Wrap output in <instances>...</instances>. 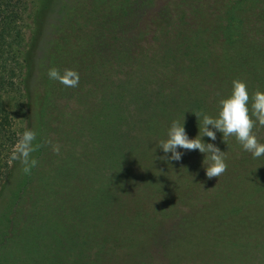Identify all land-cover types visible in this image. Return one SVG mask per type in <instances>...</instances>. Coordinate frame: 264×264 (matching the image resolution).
<instances>
[{
    "label": "rangeland",
    "instance_id": "374dc122",
    "mask_svg": "<svg viewBox=\"0 0 264 264\" xmlns=\"http://www.w3.org/2000/svg\"><path fill=\"white\" fill-rule=\"evenodd\" d=\"M26 2L22 68L6 104L19 132L34 130L33 144L43 146L31 154L38 161L31 174L15 161V180L0 199V264H79L94 234L103 240L97 264H192L202 249H190V240L201 248L200 235L212 232L243 238L228 246L240 260L230 251L226 263L250 264L241 260L252 257L246 239L264 240V156L253 162L229 137L232 148L218 146L227 171L209 179L205 156L178 148L175 167L157 145L173 120L196 138L194 113L209 114L210 96L227 97L234 79L250 94L264 91V0ZM52 67L76 70L79 86L49 79ZM254 131L264 143V127ZM46 139L59 143V155ZM176 179L194 192L172 194ZM157 182L164 192L147 193ZM111 206L123 233L109 243L103 215ZM257 253L264 257L263 248Z\"/></svg>",
    "mask_w": 264,
    "mask_h": 264
},
{
    "label": "trees",
    "instance_id": "16d2710c",
    "mask_svg": "<svg viewBox=\"0 0 264 264\" xmlns=\"http://www.w3.org/2000/svg\"><path fill=\"white\" fill-rule=\"evenodd\" d=\"M28 13V5L26 0H0V199L3 197V195L8 191L10 185L15 180V168L17 166V163L15 164V161L10 160L11 152L13 147L15 146L17 140H18V134L20 133L17 127L15 126V123L13 121L12 115L7 107L6 104V95L9 91L13 90L15 87V80L17 73L20 72L22 68L21 64V57H20V51L24 39V33H23V24H24V18L27 16ZM163 16V15H162ZM179 61H183L182 58H180ZM185 62V61H184ZM207 62L209 63L208 59H206L205 63L207 65ZM224 65V64H221ZM203 96L206 97L205 93L202 91ZM210 97H213V103L211 111L208 115H211L213 117H216L219 111L218 107V101L221 96L218 94H212ZM203 100V99H201ZM205 101V100H203ZM210 143L215 144L217 147H227L232 148V145L228 142L224 141V139L216 138L215 141H212ZM233 145H237L233 144ZM232 152L233 149H230ZM196 153V154H193ZM198 155V156H197ZM185 157H200L204 158L205 154H201L199 150H193V151H187L184 155ZM249 160H251L252 157L250 155L247 156ZM205 159V158H204ZM259 162L256 158H253V162ZM182 167L181 163H178L175 161L173 166ZM137 175V174H136ZM129 179H132V176L129 174ZM178 180H172L173 186H174V192L172 194L177 193L180 190L184 191L183 193H192L193 190H186L181 189V185L176 183ZM144 185L140 187L133 186L134 193L141 188ZM152 187V188H151ZM150 185L145 187L146 192L148 193L150 189H153V193L159 194L163 193L165 187L161 182H157L156 185ZM126 189L125 187H122V190ZM144 189V188H143ZM118 192H115L120 197V189H117ZM229 192V191H228ZM227 193V192H226ZM231 193V191L229 192ZM232 197L229 196L228 199H231ZM124 203V207L127 208L129 205L125 199H122ZM131 204V203H130ZM257 205V202L255 203ZM107 212L103 215V218H106L107 221L111 223L110 230L107 231L108 234L105 235V241L110 243V241L114 240L117 241L118 238H116L118 235L123 233L120 231L121 229H116L114 226V222L117 221V215L116 210L111 207H107ZM113 208V209H112ZM124 208V209H126ZM123 209V208H122ZM256 208H253L255 211ZM184 213V212H182ZM107 216V217H106ZM185 219V216L182 217ZM86 219V218H84ZM183 219V220H184ZM87 220V219H86ZM139 220H142L141 217H139ZM253 218L249 217L245 223H251ZM96 223V220H91ZM147 222V221H146ZM218 221V223H220ZM92 226H95L93 223H91ZM211 225V224H207ZM117 226V225H116ZM96 227V226H95ZM195 229L198 226H193ZM194 228H190L191 231L194 230ZM116 229V230H115ZM121 233H120V232ZM213 231V230H212ZM219 235L212 233H207L206 235H200V239H202V245H199L201 248H191L192 247V241L190 240L189 248L190 249H202L201 253H198L199 255H194L193 258L195 262L191 259L190 262L192 264H227L226 260H228L227 253L232 251L233 252V259L231 261L238 262L240 259L238 257V253L235 252V250L230 249L228 246L233 245V242L237 245L241 243V239L233 240V236L228 237L224 234ZM103 235V236H104ZM193 235H190V238H192ZM248 236L244 237L247 238ZM254 237V236H253ZM102 237H100L97 234H94L92 238H90L86 244V246L90 249L87 250L85 253L82 250V253L79 257V264H97L95 260L96 254L99 251L100 245L99 243L103 240H101ZM114 238V239H113ZM113 242V241H112ZM246 242H248L251 246L250 254L252 255L251 258L245 257L244 253H242L243 262L248 263L249 260L251 261L250 264H264V257H261L257 250L259 248L264 249V240L260 241L259 239H252V237H248L246 239ZM257 244H261L262 246H257ZM198 247V245H196ZM93 252H91V249H93ZM187 248V247H186ZM227 248V249H226ZM253 248V249H252ZM108 256H111L110 253L112 252L109 247H106ZM187 253V251H186ZM188 254V253H187ZM222 255V257L219 259V261H215L214 258ZM89 261V262H87Z\"/></svg>",
    "mask_w": 264,
    "mask_h": 264
},
{
    "label": "clouds",
    "instance_id": "9594fccd",
    "mask_svg": "<svg viewBox=\"0 0 264 264\" xmlns=\"http://www.w3.org/2000/svg\"><path fill=\"white\" fill-rule=\"evenodd\" d=\"M47 75L49 79L58 81L65 87L79 86L80 76L76 70L66 68L61 73L59 69L52 67L48 69ZM218 107L216 117L203 112L194 113L200 121L199 134L194 139L189 138L184 127V120L183 123L173 120L168 128L167 138L160 140L157 145L165 153V156L160 159L181 160L182 153L177 150L178 148L187 151L199 150L200 153L205 154L203 163L206 166V176L209 179L218 178L228 168L226 152H222L213 143L203 141L205 136L215 141L217 131L223 134L226 143L229 137H235L243 150L251 153L253 158L264 156V143L259 141L254 131L257 124L264 127V91L256 90L250 94L246 81L239 78L234 79L231 93L219 99ZM35 140L36 132L25 128L22 133L18 134V140L11 152L10 160L19 161L24 174H31L32 169L38 164L31 154L43 145H34ZM44 144L50 145L54 154H60L59 143L46 139ZM168 153H171V156H168Z\"/></svg>",
    "mask_w": 264,
    "mask_h": 264
}]
</instances>
